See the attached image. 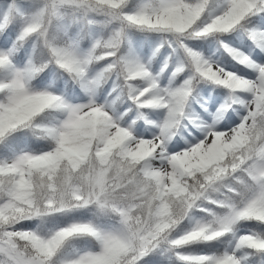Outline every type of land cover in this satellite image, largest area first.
<instances>
[{
  "label": "snow or ice",
  "instance_id": "snow-or-ice-1",
  "mask_svg": "<svg viewBox=\"0 0 264 264\" xmlns=\"http://www.w3.org/2000/svg\"><path fill=\"white\" fill-rule=\"evenodd\" d=\"M0 264H264V0H0Z\"/></svg>",
  "mask_w": 264,
  "mask_h": 264
}]
</instances>
